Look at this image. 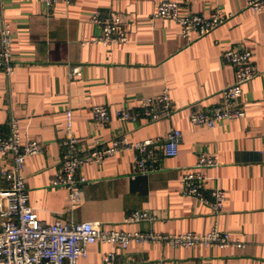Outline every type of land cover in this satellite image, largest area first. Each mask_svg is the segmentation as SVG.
<instances>
[{"label":"crops","instance_id":"crops-1","mask_svg":"<svg viewBox=\"0 0 264 264\" xmlns=\"http://www.w3.org/2000/svg\"><path fill=\"white\" fill-rule=\"evenodd\" d=\"M161 0H0V24L10 26L13 39L11 74L0 70V134L8 121H18L22 138L36 139L40 152L24 161L29 204L47 224L99 221L103 227L159 233L227 232L243 248L228 246L171 247L132 242L113 264H264V12H253L248 0H184L179 14L206 15L219 7L230 17L202 36H182L173 20L156 18ZM96 11L118 12L125 20V44H83L100 33L91 21ZM247 47L257 76L242 86V118L219 121L213 128L193 126V104L211 107L234 78L226 50ZM79 68V74H73ZM167 89L173 112L152 122H97L92 108L139 109L143 97ZM72 113V133L79 145L110 144L117 136L130 143L162 140L172 128L182 133L178 154L163 157L156 168L133 174L132 150H119L99 163L78 169L87 182L81 200L72 206L68 191L51 183L61 161L65 112ZM199 154H217L219 165L202 170L207 191L226 192L223 209L215 214L199 200L182 194V177ZM8 161L0 155L1 169ZM207 193V192H206ZM208 194V193H207ZM134 210H145L151 221L124 222ZM119 251L108 242L89 245L78 264H104L103 254Z\"/></svg>","mask_w":264,"mask_h":264},{"label":"built area","instance_id":"built-area-1","mask_svg":"<svg viewBox=\"0 0 264 264\" xmlns=\"http://www.w3.org/2000/svg\"><path fill=\"white\" fill-rule=\"evenodd\" d=\"M57 0H43L51 7ZM67 4L71 0H64ZM184 0H161L156 3L153 16L176 21L186 40L191 35L202 36L224 23L230 14L221 8H213L203 15L189 12L179 14ZM248 8L253 12H264V0H248ZM91 21L99 27L100 33L91 35L82 43L89 44H125L128 40L125 20L118 12L102 13L96 11ZM13 39L10 26L0 24V70L11 74L14 63L11 58ZM222 58L233 65L234 78L220 91V100L211 107H201L198 103L191 106L188 119L191 125L213 128L219 121L242 118L245 108L241 101L242 86L257 76L258 68L251 60L247 47L226 50ZM74 68L73 74H79ZM139 109L131 111L120 107L111 110L105 105L92 108L93 118L107 124L113 118L120 121L152 122L168 119L173 112L171 98L167 89L153 97H143ZM65 135L61 140V161L53 185L64 187L68 191V200L75 206L81 200V188L88 180L78 174V169L91 163L99 164L104 158L119 150L134 151L133 174H145L156 168L163 157L176 156L182 133L172 128L165 138H147L130 143L123 136L114 137L110 144H95L90 148L80 146L72 129L71 110L65 112ZM41 146L36 139L22 138L18 121L10 118L8 132L0 134V155L9 163L1 169L4 185L0 188V264H78V259L86 256L88 247L96 242H108L117 249L103 254L104 264H113L122 259L121 253L132 242L160 243L171 247L218 246L220 248L235 246L243 248L245 244L232 240L230 235L213 227L207 232L159 233L152 230L145 232L125 231L114 226L103 227L99 221L61 222L56 220L47 224L38 217L29 204L26 179L22 174L27 156L40 152ZM264 156V146L262 148ZM217 154H199L197 160L182 177V194L199 200L215 214L223 209L226 192L213 187L207 191L204 168L219 165ZM208 194H207V193ZM153 216L145 210H134L124 218V222L151 221Z\"/></svg>","mask_w":264,"mask_h":264},{"label":"rangeland","instance_id":"rangeland-1","mask_svg":"<svg viewBox=\"0 0 264 264\" xmlns=\"http://www.w3.org/2000/svg\"><path fill=\"white\" fill-rule=\"evenodd\" d=\"M159 264H161V263H159Z\"/></svg>","mask_w":264,"mask_h":264}]
</instances>
